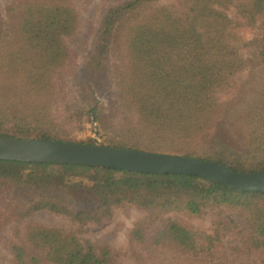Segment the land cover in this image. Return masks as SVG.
Listing matches in <instances>:
<instances>
[{
	"label": "trees",
	"instance_id": "obj_1",
	"mask_svg": "<svg viewBox=\"0 0 264 264\" xmlns=\"http://www.w3.org/2000/svg\"><path fill=\"white\" fill-rule=\"evenodd\" d=\"M79 1L22 5L15 36L0 41V80L11 78L19 90L10 88L0 97V135L70 142L57 133L73 117L106 129L108 108L63 91L74 58L71 42L81 24ZM158 1L122 0L109 6L88 47L84 62L91 69H100L114 46L124 57L117 85L124 111H133V117L121 120V141L110 147L195 157L239 173L264 169V0ZM241 28L253 32L243 43L237 35ZM246 68L241 90L220 100ZM58 103L64 104L63 116L54 110ZM215 115L239 127L240 148L209 134ZM5 124L12 134L1 132ZM75 201L89 209L73 207ZM122 203L153 216L174 211L198 217L211 207L235 213L216 223L213 235L169 219L148 237L145 222H138L129 240L151 252L164 247L197 254L231 227L239 229L247 248L264 250V192L184 174L0 160V237L10 221L16 231L40 210L83 226L109 219ZM7 250L13 264H116L118 256L109 245L83 244L74 231L31 223Z\"/></svg>",
	"mask_w": 264,
	"mask_h": 264
},
{
	"label": "rangeland",
	"instance_id": "obj_2",
	"mask_svg": "<svg viewBox=\"0 0 264 264\" xmlns=\"http://www.w3.org/2000/svg\"><path fill=\"white\" fill-rule=\"evenodd\" d=\"M36 0H0V41L8 39L11 41L15 34L14 25L19 16L22 5ZM122 0H81L78 5L81 9V24L77 34L73 37V64L71 65L70 77L66 79L63 91L69 98L84 97L103 105L110 110L109 118L106 119V129L100 125L88 122L86 118L73 117L64 120L59 125L57 138L70 140L72 143H94V145L110 147L120 143L119 123L124 117H133V111H124L119 98V87L117 82L123 67V54L118 46L109 51L107 59L100 69H91L85 66L88 47L95 35L96 24L106 8L117 4ZM175 0H159L158 5H170ZM239 42L248 41L253 36L252 30L241 28L237 30ZM9 41H7L9 43ZM245 57L244 51L241 53ZM248 68L235 77V85L220 100H229L235 97L237 91L241 90V82L247 76ZM11 79V78H10ZM0 80V97L4 98L10 88L17 86L18 82L12 80ZM15 93L18 94V87ZM61 102V101H59ZM64 104H56L54 110L59 115L65 113ZM67 115H65L66 117ZM11 126L3 125L1 132L12 134ZM108 130V131H107ZM209 134L225 138L233 145L240 148V129L230 125L221 116L215 115L214 121L209 128ZM31 134L28 138H34ZM22 138V137H19ZM73 207L79 210H88L80 201H75ZM235 213L228 208H207L198 217L188 216L183 213L169 211L164 214L151 215L150 212L142 210L130 203H122L115 206L111 216L97 224L88 222L83 226L71 222L64 215H57L47 210L33 213L26 221L18 224L16 231L14 221H10L0 237V264H13L7 247L10 243L18 242L23 237L29 223L38 226L71 230L76 232L77 237L83 244H106L113 248L118 256L116 264H264V250L247 248L244 239L237 233L238 228L231 227L221 234L220 240L209 249L197 254L182 253L174 248H159L154 252L147 250L143 245L131 242L129 235L134 225L144 221L146 235L151 236L167 220H174L181 225L197 229L207 235H213L216 231V223L225 222ZM236 223L241 226V220L237 217ZM233 226V225H231ZM136 255L140 258L137 259Z\"/></svg>",
	"mask_w": 264,
	"mask_h": 264
},
{
	"label": "water",
	"instance_id": "obj_3",
	"mask_svg": "<svg viewBox=\"0 0 264 264\" xmlns=\"http://www.w3.org/2000/svg\"><path fill=\"white\" fill-rule=\"evenodd\" d=\"M0 160L75 164L146 174H184L221 182L235 190L264 192V169L239 173L213 162L179 154L0 135Z\"/></svg>",
	"mask_w": 264,
	"mask_h": 264
}]
</instances>
